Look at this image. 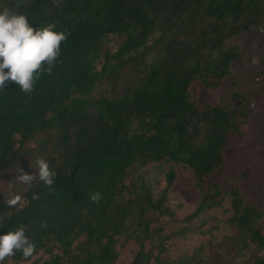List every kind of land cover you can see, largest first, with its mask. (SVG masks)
<instances>
[{"label": "trees", "instance_id": "trees-1", "mask_svg": "<svg viewBox=\"0 0 264 264\" xmlns=\"http://www.w3.org/2000/svg\"><path fill=\"white\" fill-rule=\"evenodd\" d=\"M3 8L70 31L31 94L15 82L0 94V174L25 161L36 171L37 156L57 171L51 188L2 191L0 234L30 222L37 243L32 257L17 252L6 264H118L122 239L137 246L129 264H202L203 247L189 253L180 238L225 200L237 257L264 252L262 212L216 181L229 139L252 112L247 91L264 84V69L249 83L232 69L245 59L236 38L263 26L264 0H0ZM224 86V101L198 103L201 87ZM187 177L197 206L182 220L187 228L163 232L160 218L183 209L174 188ZM14 191L22 206L7 205ZM39 252L47 258L33 260ZM248 264H264V254Z\"/></svg>", "mask_w": 264, "mask_h": 264}, {"label": "rangeland", "instance_id": "rangeland-1", "mask_svg": "<svg viewBox=\"0 0 264 264\" xmlns=\"http://www.w3.org/2000/svg\"><path fill=\"white\" fill-rule=\"evenodd\" d=\"M236 42L245 52V59L243 63L234 64L232 69L237 77L243 76L249 83L257 71L264 69V63H261V59L264 61V21L261 28L239 35ZM262 74L264 79V71ZM230 91L231 88L227 86L216 91L201 87L197 100L199 104L220 103L226 99ZM247 98L253 101L252 112L242 134L229 139L224 150L227 168L216 178V181L222 184L225 191L237 190L245 205L258 208L262 212V219L258 225L264 230V84L255 93L247 91ZM19 167L30 174L34 171L31 163L25 161L2 172L0 174V195L4 188H8L9 184L15 182L20 174ZM174 191L178 192L183 209L178 212L176 219L160 218L158 225L162 227L163 232L187 228L188 224L182 220L198 203V195L192 188V182L188 177L179 181ZM228 207V200H225L221 208L210 210L204 215L205 224H202L201 220L192 221L189 226L190 232L186 233L184 238H180L186 243L189 253L191 249L203 247L202 264H248L254 256L264 254V252L251 248L243 257H237L233 247L235 231L224 222L229 217V213L226 212ZM216 225V229L210 232V229ZM122 241L123 239L118 247L120 252L118 264H129L137 251V246L131 241ZM180 251L181 249H177V252ZM174 255L177 254L174 253ZM37 258L44 260L47 255L39 252L33 260Z\"/></svg>", "mask_w": 264, "mask_h": 264}, {"label": "clouds", "instance_id": "clouds-1", "mask_svg": "<svg viewBox=\"0 0 264 264\" xmlns=\"http://www.w3.org/2000/svg\"><path fill=\"white\" fill-rule=\"evenodd\" d=\"M69 35L67 28L57 30L55 22L35 26L23 12L0 9V94L7 92L5 88L10 82H15L22 92L31 94L42 74L53 72L61 56V43L66 42ZM35 164L37 170L31 174L19 167L20 174L15 182L34 189L40 184L51 188L57 171L42 156L36 157ZM90 198L99 203L102 193L96 191ZM32 199H40L38 191L33 192ZM23 200V195L14 191L9 193L6 203L9 207L22 206ZM5 226L6 218L0 215V229ZM40 226L48 227V221L43 220ZM30 230V222H18L11 230L0 234V264H6V258L15 256L17 252L22 253L25 259L36 253L37 243L29 234Z\"/></svg>", "mask_w": 264, "mask_h": 264}]
</instances>
